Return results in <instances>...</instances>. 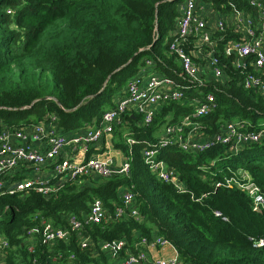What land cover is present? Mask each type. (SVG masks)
I'll use <instances>...</instances> for the list:
<instances>
[{
    "label": "trees",
    "instance_id": "16d2710c",
    "mask_svg": "<svg viewBox=\"0 0 264 264\" xmlns=\"http://www.w3.org/2000/svg\"><path fill=\"white\" fill-rule=\"evenodd\" d=\"M183 1L0 0V120L8 124L39 122L56 114L63 132L83 128L113 106L147 59L184 91L182 101L162 106L148 126L140 124L135 112L122 115L128 128H116V147L130 155L124 138L137 141L129 177L91 179L88 184L83 178L67 179L50 197L33 189L1 196L0 234L12 246L6 264H106L99 242L125 238L132 247L141 236L154 235L171 242L180 264H264V247L258 246L264 239V211L255 210L245 191L224 181L242 169L264 194V140L238 151L222 143L199 152L173 143L162 146L158 156L176 169L186 185L183 190L162 180L143 160L147 142L157 141L164 125L182 122L194 110L192 99L203 93L216 97L214 109L196 119L208 136L234 119L243 121L242 130L258 131L264 125V95L242 85L244 76L255 71L252 56L237 67V55L224 50L227 41L239 37L232 29L213 35L224 79L200 86L181 76L170 43ZM201 1L219 14L237 10L259 15L251 0ZM129 190L141 221L125 214L84 226L51 246L38 232L35 252H29L27 229L41 228L42 217L67 226L73 215L83 219L95 198L112 217ZM82 236L93 244L82 247Z\"/></svg>",
    "mask_w": 264,
    "mask_h": 264
},
{
    "label": "built area",
    "instance_id": "2783aa9c",
    "mask_svg": "<svg viewBox=\"0 0 264 264\" xmlns=\"http://www.w3.org/2000/svg\"><path fill=\"white\" fill-rule=\"evenodd\" d=\"M251 4L259 9L258 17L237 10L232 14H219L212 6L204 4L201 0H184L180 4V16L175 25L170 50L177 56L182 77L200 86L205 85L201 62L204 60L211 66L214 78L223 79L226 74L218 65L215 55L217 43L213 35L215 32L223 33L232 29L239 37L227 41L224 50L227 54L237 55L235 60L237 67L245 63L247 57L252 56L250 64L255 71L244 76L242 85L264 95V2L251 0ZM212 12L216 14L215 18H212ZM155 66L153 60L147 59L137 76H133L127 82L124 93L118 97L115 106L103 112L98 126L86 127L79 134L63 132L56 114L50 115L48 120L19 126L0 120V197L6 194L26 193L32 189L50 197L67 179L81 182L82 178L89 174L102 178L129 177L130 155L133 145L137 142L134 138L128 140L130 155H126L118 166L98 155L77 158L71 151L78 153L82 150L80 147L87 151L91 146L101 142L104 136L113 134L115 125L121 121L125 113L135 112L141 116L140 124L148 126L153 123L156 113L162 106L184 99V91L178 82L170 75L156 70ZM144 73L150 74L145 77ZM202 92L199 91L200 94ZM215 102L216 97L212 92L194 97L192 113L178 124L166 125L157 141L147 142L143 149V160L162 180L172 182L182 190L186 188L176 169L158 156L159 148L168 143L178 144L183 150L192 152L205 151L215 143H222L229 146L230 150L238 151L246 144L264 140V125L258 131L242 130L241 128L245 126L242 120L229 121L213 135L208 136L196 119L212 111ZM186 129L188 131L184 136ZM224 179L227 185L245 191L251 198L255 210L264 211V194L245 170ZM217 184L222 185L221 182ZM125 214L138 221L141 219L139 209L135 206L134 194L130 190L123 192L122 204L116 206L112 217L100 198L93 200L89 212L83 219L73 215L68 225L64 227L56 226L48 218L42 217L41 228L27 229V237L32 241L29 242L28 250L31 253L35 252L36 244L33 239L38 232L41 233L43 241L51 246L60 240H68L73 232H81L84 226L120 219ZM169 243L166 237L160 235H154L153 238L141 236L135 243L136 252H127L119 258V254L129 248L125 238L114 242L101 241L99 247L104 252H112L116 256L110 264H149L153 262L147 248L150 250V246L156 248ZM80 244L82 247H89L93 241L82 236ZM258 246L264 247V239L258 242ZM11 248L8 238L0 234V264H6ZM153 261L156 264L181 263L179 258L174 257H160Z\"/></svg>",
    "mask_w": 264,
    "mask_h": 264
},
{
    "label": "crops",
    "instance_id": "0c3cea01",
    "mask_svg": "<svg viewBox=\"0 0 264 264\" xmlns=\"http://www.w3.org/2000/svg\"><path fill=\"white\" fill-rule=\"evenodd\" d=\"M211 16H212V18H215L216 14L214 12H212ZM202 72H203V77H204V79L206 81V84H207V82L210 83V81H219V80H216L214 78V76H213V70H212L211 66L209 65V63L207 61H205V62L202 63ZM149 74L150 73L145 74V77H148ZM126 86H127V83L124 86L123 91L120 92L119 94H117V96L114 98V103H113V106H111V107H114L115 104H116L115 102L118 99V97H120V96L123 95L124 89L126 88ZM111 107H109V108H111ZM100 119L99 120L94 119L93 122L92 123H89L87 126H85L83 128H79L76 131H74V132L72 131L70 133L79 134L86 127H88V128H94V127L98 126V124L100 122ZM122 122H124V121L121 118V121L115 125V130H116V128L118 126H119L118 127L119 129L122 128V126L124 128H126V127L128 128V125H125V123L127 121H125V123H122ZM115 130H114L113 134L104 136L101 139V142H99L95 146H91V148H89L87 151L86 150H83V147H80V149H82V150H80L78 153L77 152H74V150H72L71 151V154L74 153L75 155H77V158H81L84 155H85V157L94 156V155H98L99 157L102 156V157H104L106 159L111 160V162H112L113 165L118 166L125 159V157L127 155V153H126L127 151H124L123 149L116 147V145H115V138H116ZM162 132H163V130H161L160 135L162 134ZM129 138H133V137H131V136H125V138H124L125 144L126 143L128 144V151L130 149V145H129V142H128ZM201 138L204 139V136H202ZM34 144L37 145L36 141H34ZM239 171H242V169H240ZM98 178L99 179L100 178L101 179H104L102 177L96 176L95 174H89V175H86L83 178V182L85 181V184H88V183H90L91 179L93 180V179H98ZM87 213H85V215ZM160 236H162V235H160ZM138 237H139V235H138ZM135 243H134V245L132 247L129 246V248H128L127 251L123 250L119 254L118 258L121 257V256H123L127 252H130V251L131 252H136ZM149 249L150 250H148V248H147V251H148V253L150 255V258H152L151 259V262H153V263H149V264H156V263H154L153 260L156 259V258H160V257H166V258H173L174 257V258H179L180 259V256H179L178 251L171 244V242L169 244L165 245V246H162V247H156V248H154V247L150 246ZM95 251H96V254H99L100 253V251H98V250H95ZM101 251L106 256V264H110L116 258V256L112 252H104L103 250H101ZM145 264H148V263H145Z\"/></svg>",
    "mask_w": 264,
    "mask_h": 264
},
{
    "label": "rangeland",
    "instance_id": "374dc122",
    "mask_svg": "<svg viewBox=\"0 0 264 264\" xmlns=\"http://www.w3.org/2000/svg\"><path fill=\"white\" fill-rule=\"evenodd\" d=\"M145 74H146V73H144L143 76H145ZM135 76H137V75H135ZM135 76H134V77H135ZM231 121H232V122H237V121H239V119H234V120H231ZM227 123H228V122H227ZM162 128L164 129V128H165V125H164ZM162 128L160 129L159 134L161 133V130H163ZM159 136H160V135H159ZM238 172H239V171H238Z\"/></svg>",
    "mask_w": 264,
    "mask_h": 264
}]
</instances>
